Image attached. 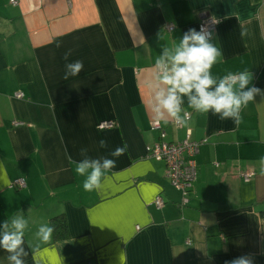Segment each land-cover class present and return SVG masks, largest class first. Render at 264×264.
Returning a JSON list of instances; mask_svg holds the SVG:
<instances>
[{
	"label": "crops",
	"instance_id": "0c3cea01",
	"mask_svg": "<svg viewBox=\"0 0 264 264\" xmlns=\"http://www.w3.org/2000/svg\"><path fill=\"white\" fill-rule=\"evenodd\" d=\"M15 1L0 0V240L22 220L24 264L34 256L39 264H225L243 255L264 264V96L241 108L239 125L196 112L187 95L179 117L190 116L180 127L161 108L166 140L188 131L205 139L186 204L164 161L145 156L158 140L150 129L156 94L169 87L157 58L204 14L218 20L209 42L223 53L209 90L240 72L251 81L234 91L264 90V0ZM77 60L83 69L72 76L66 65ZM103 120L113 125L99 130ZM125 144L123 155H111ZM105 157L115 167L102 169L101 190L85 191L91 169L81 176L73 161ZM18 177L25 187H10ZM58 214L66 236L42 242L40 225ZM11 255L0 246V264H14Z\"/></svg>",
	"mask_w": 264,
	"mask_h": 264
},
{
	"label": "clouds",
	"instance_id": "9594fccd",
	"mask_svg": "<svg viewBox=\"0 0 264 264\" xmlns=\"http://www.w3.org/2000/svg\"><path fill=\"white\" fill-rule=\"evenodd\" d=\"M204 27L201 26V31L196 28H189L180 39L179 44L174 48V52L170 53L167 48L163 50L162 55L157 58L156 64L159 66L167 60L171 67L167 68L160 76V80L169 85L167 94L161 90L156 94V99L159 104L154 107L155 118L157 120L163 119V112L161 108L166 110L171 116L182 120L183 124L187 123L186 118L179 117L181 111L180 105L182 103L181 96L187 95L189 98V107L196 110L198 113H207L210 109L215 113H222L220 120L232 118L233 123L239 125L242 120L241 108L247 107L250 101H254V96L260 94L264 96V90L255 87L248 88L246 91H234L233 86L238 84L239 89H245L250 81V75L247 72H240L238 74H229L223 77L214 90L210 91V87L216 83L211 76V68L217 62L218 57H222L221 49H218L209 42L208 37L211 33H205ZM244 31L241 35H245ZM161 37L159 36V39ZM57 43V47H59ZM68 54L64 55L67 60ZM66 67L70 70L72 76L78 75L83 69V62L80 60L74 63H69ZM67 74L64 79L67 80ZM151 89V85L149 84ZM193 90L194 93L193 94ZM167 123L168 121H164ZM99 130H102L99 129ZM100 146L105 147L106 141L101 140ZM127 145L117 147L112 153V156L119 157L125 153ZM83 151V150H82ZM76 164L75 171L77 174L84 176L86 170L91 169L90 174L84 181L83 187L85 191L101 190L103 170H111L116 165V160L103 158L100 160H84L81 162L73 161ZM261 172L264 173V157L261 158ZM14 232H5L0 246H2L9 253L13 255L8 259L14 264H24L20 256H27L23 244V229L26 222L22 220H14ZM7 226V225H5ZM54 226L49 224L40 225L37 236L42 242H48L52 239ZM19 249V251H17ZM34 264H39V261L34 256ZM225 264H251L247 255L236 257Z\"/></svg>",
	"mask_w": 264,
	"mask_h": 264
},
{
	"label": "built area",
	"instance_id": "2783aa9c",
	"mask_svg": "<svg viewBox=\"0 0 264 264\" xmlns=\"http://www.w3.org/2000/svg\"><path fill=\"white\" fill-rule=\"evenodd\" d=\"M11 2L16 3L15 0H11ZM217 21L218 20L213 16L204 14L201 16L197 24V31H201V26H203L205 33H211V35L208 37L209 39L215 30ZM172 28V24L166 26L167 30H171ZM167 68L168 66L165 62L159 66L157 65L158 72L162 74ZM17 95L22 96V93H18ZM189 116V112L185 111L183 118L187 119ZM181 123L182 121L180 119H174L175 126L180 127ZM112 125V121L103 120L99 122L98 127L106 128L111 127ZM150 129L157 131L158 140L147 146L145 156L147 158H154L164 161L165 177L175 188L181 192V202L186 204L188 200V193L191 190V187L193 186L197 176L195 155L199 151L200 145L205 142V139H193L190 135V132L188 131L186 135L180 140H166L165 130L158 120H153L151 122ZM215 164H217V162ZM252 176L253 171L248 170L243 172L240 177L244 181H248L252 178ZM9 186L12 188H23L25 187V180L23 177L15 178L10 182ZM163 203V199L160 196H157L154 200V204L157 207L163 206Z\"/></svg>",
	"mask_w": 264,
	"mask_h": 264
},
{
	"label": "trees",
	"instance_id": "16d2710c",
	"mask_svg": "<svg viewBox=\"0 0 264 264\" xmlns=\"http://www.w3.org/2000/svg\"><path fill=\"white\" fill-rule=\"evenodd\" d=\"M49 225L54 226L55 228V231L52 235L53 239H58L66 236V223L63 214H58L50 217Z\"/></svg>",
	"mask_w": 264,
	"mask_h": 264
}]
</instances>
